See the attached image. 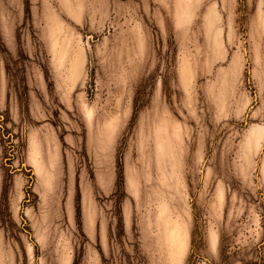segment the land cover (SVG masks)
<instances>
[{
    "label": "rangeland",
    "instance_id": "rangeland-1",
    "mask_svg": "<svg viewBox=\"0 0 264 264\" xmlns=\"http://www.w3.org/2000/svg\"><path fill=\"white\" fill-rule=\"evenodd\" d=\"M1 237L0 264H264V0H0Z\"/></svg>",
    "mask_w": 264,
    "mask_h": 264
},
{
    "label": "crops",
    "instance_id": "crops-1",
    "mask_svg": "<svg viewBox=\"0 0 264 264\" xmlns=\"http://www.w3.org/2000/svg\"><path fill=\"white\" fill-rule=\"evenodd\" d=\"M32 105L34 103H31ZM34 110L37 109V104H34ZM33 110V109H32ZM33 136V137H32ZM31 141L33 142V150H31V153L27 156V161L30 160V162L33 163V166L36 168V171L40 173L42 171V178H46L47 174L52 175L56 173L57 170H60L62 168L60 165V158L63 157V148L59 142L54 143L51 140V136H44L43 145L41 146L39 144L40 140H37V135H32ZM36 156V162H33V155ZM62 154V155H61ZM63 163V162H62ZM49 169V170H48ZM84 211V209H83ZM85 212V219H84V231L87 237V241L89 244H95L99 243L100 245V251L103 252V245H104V236L102 234L103 228L99 227V231L97 233L94 232L95 228L94 225H92V220L90 219L89 213L87 211ZM103 236V237H102ZM96 238H99V241H97ZM216 242V238H215ZM214 242V243H215ZM0 255H15V253L7 252L5 245L3 243V238H0ZM183 256V255H182ZM181 256V258H182ZM181 258L179 261V264L181 262Z\"/></svg>",
    "mask_w": 264,
    "mask_h": 264
},
{
    "label": "water",
    "instance_id": "water-1",
    "mask_svg": "<svg viewBox=\"0 0 264 264\" xmlns=\"http://www.w3.org/2000/svg\"><path fill=\"white\" fill-rule=\"evenodd\" d=\"M87 52L89 57V87L91 92L94 90V80H95V61L92 47L89 43V38H87Z\"/></svg>",
    "mask_w": 264,
    "mask_h": 264
}]
</instances>
